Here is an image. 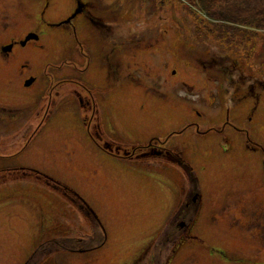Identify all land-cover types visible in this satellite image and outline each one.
<instances>
[{"label":"rangeland","instance_id":"1","mask_svg":"<svg viewBox=\"0 0 264 264\" xmlns=\"http://www.w3.org/2000/svg\"><path fill=\"white\" fill-rule=\"evenodd\" d=\"M81 1L85 12L58 26L77 0H0V43L37 36L8 57L0 46V264H26L34 251L27 264L153 260L145 249L195 186L184 162L201 207L167 264H264V26L230 22L234 36L210 46L186 28L191 0ZM245 1L210 3L230 16ZM90 19L115 32L118 87L106 100L100 57L112 47ZM145 28L159 32L138 45ZM204 47L235 71L201 66ZM74 193L99 217L103 245ZM62 236L93 248L59 251Z\"/></svg>","mask_w":264,"mask_h":264},{"label":"trees","instance_id":"2","mask_svg":"<svg viewBox=\"0 0 264 264\" xmlns=\"http://www.w3.org/2000/svg\"><path fill=\"white\" fill-rule=\"evenodd\" d=\"M210 1L213 2V0H191L193 3L194 8L188 9V12L183 14V20L186 22V28H190L188 32L192 34L193 36H196L198 39L196 41L202 42L204 44L212 46L213 44H217L216 40L222 39V41H225L228 39L229 35H233L231 33H234L235 31H238L236 29L231 30L229 27L226 28L227 24L230 22L233 23H239L243 26H250L258 28L260 26H264V0H246L243 4H246L245 6L241 7L239 6H230V16H225L222 14V11L220 10V7H215L213 3H210ZM215 2L217 0H214ZM251 1V2H249ZM258 3L262 4L259 5ZM144 4L146 5V0L144 1ZM253 8H259L254 9L250 11V9ZM195 9V10H194ZM201 12L203 15H201ZM218 13V14H217ZM221 16V17H220ZM260 17V18H259ZM187 19H190L187 21ZM91 25L98 29L103 27V31H105V34L103 36L104 41H107V39L111 42L112 49L107 52H103L101 54V64L103 68L106 69V78L108 79V85L104 88H99L102 93L104 94V100H106L110 96V87L111 85H114L118 87V69L113 68V65H117L116 63H108L109 57L111 55H114V58L116 59L118 56V49L116 48L117 45L116 42L113 40L115 38V32L113 30L112 26L106 27L103 23L98 24L95 19H90ZM89 20V22H90ZM96 22V23H95ZM100 22V21H99ZM224 25H223V24ZM159 32V29L157 28H145V31H142L137 36V42L140 45L141 43L145 41H151V39H155V36ZM234 36V35H233ZM218 37V38H217ZM231 41V40H230ZM229 44V43H228ZM233 44V43H232ZM205 46V45H204ZM237 46V45H236ZM115 47V49H114ZM119 47V44H118ZM205 48V47H204ZM114 49V50H113ZM208 48H205L203 50V53H205V59L202 62L201 66H215L216 69L220 71V68L222 65L225 64V67L229 70L235 71L236 65L235 61L228 56L223 55H215L212 52L208 51ZM203 55V56H204ZM90 62L91 59H90ZM118 66V65H117ZM116 76V77H115ZM10 112H18L19 110H9ZM6 112V111H5ZM29 113V112H28ZM20 170H12V173H23L26 174L27 172L33 173L37 178H40L43 180V183L50 188L51 191L54 193H63V192H72L65 184L39 172L35 171L29 168H18ZM190 169V176L195 179V186L197 185V179L195 178L196 175L193 172V169L191 166H189ZM11 170V169H9ZM193 179L191 181H193ZM75 194V193H74ZM69 199L76 204V213L82 214V216L87 219L91 223L94 228L97 226L99 231L103 234L104 240L102 241V245L106 241V234L104 231V227L102 223L99 221V217L94 213L92 208L89 206V204L79 195H68ZM181 210H184V206L173 215L172 221L166 222L162 228V231L155 236V238L152 239L151 243H149V246L145 249V251L148 250V256L150 259L153 260H144L143 264H165L166 258L172 254L174 251L175 244L181 239V232L179 231V212ZM78 211V212H77ZM196 208L193 210L192 217L195 216ZM78 213V214H79ZM103 231V232H102ZM175 232V233H174ZM62 239L63 243L61 242L60 245H55L54 248H61L58 249L59 251H67L70 253H83L90 251L89 248H93L92 246H82L80 247L78 244H75V240L72 237H65L62 236V238H58L57 240ZM66 239V240H63ZM51 247H53V241H51ZM44 243V242H43ZM89 247V248H88ZM96 248V247H94ZM57 250H47L46 253H51ZM37 252L34 251L30 257V259H33L36 256ZM146 254V252H145ZM152 255V256H151ZM30 259H28L30 261ZM27 261V263L29 262ZM26 263V264H27ZM36 264V262L34 263Z\"/></svg>","mask_w":264,"mask_h":264},{"label":"flooded vegetation","instance_id":"3","mask_svg":"<svg viewBox=\"0 0 264 264\" xmlns=\"http://www.w3.org/2000/svg\"><path fill=\"white\" fill-rule=\"evenodd\" d=\"M29 36L30 35H25L22 39H11L9 41V43H7V44L0 43L2 53H4L5 56L8 57L11 54L13 55L17 49H19L21 47L25 48L31 41H33V38L29 39V40H26ZM26 66L27 65H23V64L21 65L20 73L23 72L24 69H26ZM23 84H24V82H23ZM149 146L152 147L151 145H149ZM173 159L175 161L178 160V159H175V158H173ZM178 161L180 163L184 162L183 160H178ZM183 166H185L186 174H189L190 173V169H189L190 165L189 164H185V162H184ZM190 178H191V180L193 179L192 176H190ZM193 180H195V179H193ZM183 203H184L183 204L184 205V210H181L179 212V215H178V218H179V231L178 232L182 233L180 240L183 239L182 235H184L185 232H188L189 229L191 228L190 227V222H188V221H189V218H192V214H193L194 208H196V211H197L196 213H198L199 210H200V207H201L200 183L199 182H197L196 186H190V191H188L185 194V198H184V202ZM259 209H261V207H259L258 210ZM257 213H258V215H259V213H260V215H262L260 211H258ZM261 226H262V224H261ZM259 230L262 231V229H259ZM174 247H176V244H175ZM174 251H175V248H174ZM174 251L172 252V254L170 256H168V258H166L167 261H166L165 264H167V262L170 260L171 256L174 254ZM135 260H136V258H135Z\"/></svg>","mask_w":264,"mask_h":264},{"label":"water","instance_id":"4","mask_svg":"<svg viewBox=\"0 0 264 264\" xmlns=\"http://www.w3.org/2000/svg\"><path fill=\"white\" fill-rule=\"evenodd\" d=\"M85 4L82 3L81 0H77V8L76 10L74 11V13L66 20H64L63 22H60L58 24V26H61V25H64V24H69L71 23L78 15H81L85 12ZM32 38H35L37 39V36L35 35H30L26 40H29V39H32ZM34 80H30L26 83L27 86H29L31 84V82H33Z\"/></svg>","mask_w":264,"mask_h":264}]
</instances>
